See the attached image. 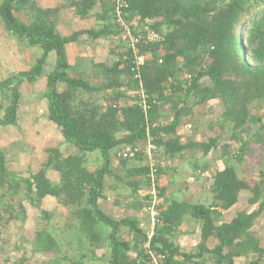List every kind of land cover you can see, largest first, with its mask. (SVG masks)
<instances>
[{
	"label": "trees",
	"instance_id": "16d2710c",
	"mask_svg": "<svg viewBox=\"0 0 264 264\" xmlns=\"http://www.w3.org/2000/svg\"><path fill=\"white\" fill-rule=\"evenodd\" d=\"M122 1L126 5L125 21L133 34L146 25L161 34L164 41L138 47L139 55L145 57L139 70L132 50L117 41L114 48L119 49L118 61L114 65L95 64L91 73H79L76 77L69 74L71 67L65 47L77 41L82 33L71 37L59 34L57 24L62 7L43 9L35 0H5L0 6V23L7 33L20 44L42 49V56L31 70L0 82V129L17 124L20 87L24 83H37L45 73L49 54L55 52L57 70L48 75L45 93L48 118L61 129L65 140L78 149L68 157H63L58 149H48V160L42 169L24 177L10 170L7 152L0 147V231H5L13 222L27 220L24 203L40 209L42 201L50 196L80 221V235L87 244L85 252L65 256L61 262L85 264L90 257L96 259V251L103 241L97 225L104 223L113 229L109 237L111 264H138V261L150 264L143 248L148 235L138 220L128 218L116 222L98 209L104 177L110 175L111 154L119 150L117 158L127 173L119 181L134 194L140 190L142 181L133 179L144 175L142 206L145 207L150 198L146 196L145 175L149 168L145 158L125 159L122 152L143 146L150 134L153 143L168 158L181 154L188 147L181 144V137L177 135L183 119L192 116L195 107L216 100L221 111L209 127L217 126L221 132H229L231 143L238 142L241 147L230 153L232 144L222 145L225 168L216 173L210 185L212 205L174 203L169 212L160 214L163 225L155 228L150 249L164 257L163 264L189 261L205 264V254L213 256L216 264H236V259L252 255L248 264H261L264 248L253 228L264 212V171L250 185L239 177L236 166L243 164L253 147L264 152V117L256 111V106L264 103V0ZM101 4L103 27L98 32L88 31L94 40L120 34L115 18L117 2L101 0ZM96 5L97 0H82L68 2L65 7H74L85 18ZM14 13H24L27 21L16 18ZM135 19L139 20V27L132 25ZM244 25L246 28L239 30ZM59 81L66 84L62 92L56 89ZM141 90L151 106L147 114L139 106ZM221 138L194 144V147L206 155L218 147ZM93 152H100L103 158L102 168L95 172L86 167L87 155ZM129 162H133L132 168H128ZM48 170L59 173L60 183L55 184L48 178ZM242 191L251 193L249 204L257 209L238 213L229 224H219L222 212L237 205ZM160 192L162 200L161 187ZM186 214L203 221L197 256L183 253L167 238ZM43 215V220L49 222V213L43 211ZM121 226L129 227L134 233L133 242L118 240ZM213 237L218 244L208 249L207 243ZM133 250L139 251V260L131 258ZM54 252L61 253V248L52 232L39 231L32 253ZM13 264L27 263L23 258Z\"/></svg>",
	"mask_w": 264,
	"mask_h": 264
},
{
	"label": "crops",
	"instance_id": "0c3cea01",
	"mask_svg": "<svg viewBox=\"0 0 264 264\" xmlns=\"http://www.w3.org/2000/svg\"><path fill=\"white\" fill-rule=\"evenodd\" d=\"M5 0H0V6ZM39 7L43 9H55L62 7L59 22L57 24V30L59 34L63 37H71L74 34L82 33L77 41L67 44L65 47V53L67 56L68 64L71 67L69 74L71 77H76L79 73H91L93 71L95 64H105L114 65L118 61L116 48L117 41L107 37L106 39H92L88 31H100L103 27V23L100 21L102 14V4L101 0H97V5L91 10L90 15L82 18L76 13L74 7H65L69 2H78L82 0H35ZM1 17V15H0ZM0 27H3L4 35L10 41V48L12 46L15 51H10L9 44L0 42L2 51L0 53V82L6 80L7 78L13 76L14 74L20 72H26L32 69L36 64L37 60L42 56V49L40 47H29L20 44L15 38L10 36L4 25L0 23ZM16 45V46H15ZM20 47V51H17ZM29 48L38 49L39 56L33 57ZM114 48V49H113ZM10 52L11 54H7ZM5 54V57H4ZM58 57L55 52H51L47 59V64L45 67V73L43 77L35 84L24 83L20 87L21 99L18 107V117L19 120L14 126H7L0 129V136L5 134H10L17 130V135H22L24 137L29 134L30 137L25 141L19 142L21 149H14L15 146H11L7 152L9 168L15 172H25L28 173L32 171V174L38 173L43 165L48 160L47 150L54 148L58 149L63 157H68L72 154L78 152V149L69 144L63 134L61 129L51 122L48 118V104L45 99V93L48 90V75L54 73L57 70ZM66 87L64 82H57L56 89L58 92H62ZM212 103H219L216 100L210 101L209 103L203 104L201 106L195 107L193 115L184 118L182 124L178 128L177 135L180 136V141L182 145H188V147L179 155L175 157L165 158L162 161L159 160L160 164V187L163 192L162 204L160 209V214H166L173 207L174 203L178 204H189L192 206H210L213 202V194L209 190L212 180L217 172L223 171L225 168V156L223 155L222 145L232 144L230 153L238 151L241 144L238 142L230 141L229 132L224 133L214 126L212 129L208 124H205L204 119L197 117L198 111L207 109L201 114L206 116L207 119L211 118L209 112ZM41 104L42 106H39ZM41 107V110H40ZM40 111V114L38 113ZM24 116V117H23ZM27 118L32 119L31 122L26 120ZM215 119V118H214ZM212 123V122H211ZM32 132V134L30 132ZM224 133V134H223ZM222 136L221 142L216 149H212L208 154H204L202 149L195 148L194 144L198 143H208L211 139H216V137ZM41 146L44 148L40 151ZM192 146V147H191ZM8 150L7 148H4ZM117 151H113L111 154V167L109 169L110 175L104 177V190L102 197L98 200V209L106 217L116 221L121 222L125 219H136L140 223V228L143 229L145 234H149L150 223L142 219V213H144L145 207L143 204L144 196V175L135 176L134 181H142L140 185L141 188L136 194L126 185H123L119 180L124 179L127 175L126 169L120 165V161L117 158ZM165 155V154H164ZM249 156L245 158L242 165L236 166L238 168V174L241 179L247 180L250 185V177L248 171L243 172V166L248 160ZM103 158L100 152H93L87 155V169L91 172H95L102 168ZM128 168L133 167V162H129ZM48 178L53 183H60L61 177L58 172L54 170H48ZM183 183L182 186L176 184ZM207 183L205 186L204 184ZM206 187V188H205ZM251 193L249 191H242L239 196V201L237 205L228 211L222 212L219 224L225 223L229 224L241 212H249L255 209L256 206H250L244 203V200ZM252 197V195H251ZM248 198V203H249ZM246 201V202H247ZM29 204V203H28ZM135 204V206H133ZM28 211L35 210V207L28 208L24 203ZM30 205V204H29ZM142 206V207H141ZM39 209L36 208V211ZM41 211L49 213L51 219H56L57 216L63 219L61 222L54 224L53 229L47 224L46 228L52 232L53 237L58 242L61 253H54L56 259H58L57 264H69L67 262H61L62 253L64 252L63 247L66 242L75 246L70 255L74 256L78 253L85 252L87 244L80 235V221L73 215L72 211L65 208L59 203L56 198L46 197L41 203ZM264 217V212L255 221L253 231L255 227L259 230L262 224H259L260 218ZM49 220V221H50ZM20 222V221H19ZM27 222V221H26ZM23 224V222H20ZM48 223V222H47ZM145 223L147 227H145ZM57 225V226H56ZM163 225V221L158 224V226ZM203 227V221L195 219L189 214L183 215L181 221L176 227H173V231L170 235H167L172 243H174L180 250L185 254H190L197 256L200 254L199 244L201 243V231ZM42 229V230H43ZM97 229L101 232L102 243L101 249L103 254L100 255L96 251L97 258H89L85 261V264H91L94 261H99L100 264H111L112 252L110 250V239L113 229L104 224L99 223ZM62 233V234H61ZM64 235V236H63ZM256 237L258 235L256 234ZM117 238L120 241L134 240V233L130 231L129 227L121 226L119 228ZM35 241V240H34ZM133 242V241H132ZM81 244V245H80ZM218 242L216 239L210 238L207 243V248H214ZM106 245V246H104ZM228 250L225 249L224 253ZM105 253V254H104ZM48 254V253H45ZM52 254V253H49ZM130 256L134 260H139V251L133 250ZM206 257L205 264H216L215 260L212 259L211 255H204ZM65 257V256H64ZM247 257H240L235 260L236 264H248L249 259H253V255ZM60 259V261H59ZM199 262V259H195ZM98 263V264H99ZM138 264L140 262L138 261ZM149 264V263H146ZM184 264H193L189 262H184ZM264 264V258L261 261Z\"/></svg>",
	"mask_w": 264,
	"mask_h": 264
},
{
	"label": "rangeland",
	"instance_id": "374dc122",
	"mask_svg": "<svg viewBox=\"0 0 264 264\" xmlns=\"http://www.w3.org/2000/svg\"><path fill=\"white\" fill-rule=\"evenodd\" d=\"M14 14L16 18H19L21 21H27V18L24 13H14ZM134 21H136V19ZM2 28L3 27H0V42L4 40L3 43L9 44V48H10L11 42L8 41L7 39L8 36L6 37L4 35L5 33ZM244 28H246L245 25L243 26V28H239V30L244 29ZM17 48H18L17 51L21 50L19 46ZM12 50L15 51L13 46H12ZM12 50L10 48V51ZM29 50L33 57L39 56L38 49L29 48ZM2 51L4 50H2L0 46V53ZM7 54H11V53L7 52ZM4 57H5V54H4ZM39 106H42V105L39 104ZM210 106H211L210 111L206 113L209 114L211 112L209 114V116L211 115L210 116L211 118L207 119L206 118L207 115L206 116L199 115L201 114L200 112H204L207 109H203L201 111H198L197 113V117H199L200 119H204L205 124H208V122L209 123L216 122L217 120L214 118H216V114L221 111V109L219 108V103H212ZM256 108H258L256 109V111L259 112L260 115L264 117V103L260 104V106L259 105L256 106ZM40 110H41V107H40ZM38 113L40 114V111ZM26 120L28 122L32 121V119L27 118V117H26ZM9 133L10 134L3 133L0 136V147L7 148L8 150L6 151H9L11 146H15L14 149H21V145H19V142L25 141L26 139H28V137H30L29 134H26L23 140L21 134H20V137L19 135H17V130H14V133L13 132H9ZM30 133L32 134V132ZM43 148L44 146L43 147L41 146L40 151ZM165 158H168V157L165 156L163 153H161L159 156V160L162 161V159H165ZM261 170L264 171V152L260 150L258 147L257 148L253 147V149H251V153H250L248 160L243 166V172L248 171V173L250 174L249 175L250 182L251 184H254V182L259 180L260 178L259 175H260ZM32 173H33L32 171H29L28 173L21 172L19 174H22L24 177H29ZM206 184L207 183H205L204 186ZM176 185L182 186L183 183H180V184L177 183ZM248 198H251V195L250 197L248 196L246 199L248 200ZM246 199L244 200V203L247 205H250ZM25 204L27 205L28 208H32V206L29 205L28 203H25ZM256 209H257V206L255 207V209L250 210V212ZM141 216L143 220L148 222V218L145 213H142ZM43 218H44V215H43V211H41V208L38 211H36V208L35 210H30V211L27 210V220H26L27 222L25 221L23 222V224H21L19 221H16V222L11 223L5 231H0L2 232L1 237H0V264H13L23 258H25V261L27 264H57L58 259H56L55 257L56 255L54 254L56 252L52 254H49V253L48 254H33L32 253V244L34 240L36 239V235L39 231H41L43 228H46L47 224H49L50 228L53 229V225L56 224V222L57 223L61 222V224L63 223V219L59 216L56 217L58 221H56L55 219H52L48 223L45 220H43ZM259 224H262L261 229L259 230L258 227H255V231H257L256 234L259 237L258 239L260 240L261 246L264 248V217L260 218ZM145 227H147L146 223H145ZM71 245L72 244H70L69 242H66V244H64V247H63L64 252L62 253L63 254L62 257L70 255V251H72L73 248L76 247V245L73 247ZM100 249L101 248H99L98 250ZM103 251L104 249L100 250L98 254L102 255ZM99 262L100 260L94 261L91 264H98Z\"/></svg>",
	"mask_w": 264,
	"mask_h": 264
},
{
	"label": "built area",
	"instance_id": "2783aa9c",
	"mask_svg": "<svg viewBox=\"0 0 264 264\" xmlns=\"http://www.w3.org/2000/svg\"><path fill=\"white\" fill-rule=\"evenodd\" d=\"M117 2V7L115 10L116 24L118 28L120 27V34L115 36L116 41L125 43L133 52L135 57L136 70H139L145 63V57L139 55V46L142 44H161L164 41V37L157 31L152 29L150 26L143 25L139 29L138 33L135 35L132 33V27H130L126 21L127 13H124L123 8L126 7L122 0H114ZM132 25L139 27V20L136 19ZM138 78H140L138 74ZM139 106L147 114L151 109L148 103V96L144 91L139 93ZM155 103V102H154ZM163 151L153 143V138L150 134L147 136L145 144L141 147L133 148L131 150L123 151L121 156L129 160H139L142 156L145 158V165L149 168V172L145 175L147 179L146 196H149L147 205L145 206L144 213L147 215L148 221L150 223V231L148 234V239L144 245L146 254L148 255L150 264H163L164 257L155 254L150 249L151 240L155 234V228L160 223V209L162 200L160 198V164L159 156Z\"/></svg>",
	"mask_w": 264,
	"mask_h": 264
}]
</instances>
